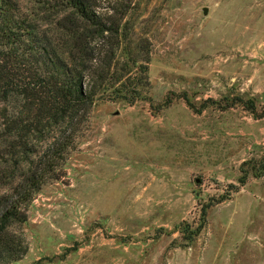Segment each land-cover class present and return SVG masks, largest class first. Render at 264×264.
I'll list each match as a JSON object with an SVG mask.
<instances>
[{
    "label": "rangeland",
    "instance_id": "rangeland-1",
    "mask_svg": "<svg viewBox=\"0 0 264 264\" xmlns=\"http://www.w3.org/2000/svg\"><path fill=\"white\" fill-rule=\"evenodd\" d=\"M124 20L147 88L95 101L7 264H264V0H132Z\"/></svg>",
    "mask_w": 264,
    "mask_h": 264
},
{
    "label": "trees",
    "instance_id": "trees-1",
    "mask_svg": "<svg viewBox=\"0 0 264 264\" xmlns=\"http://www.w3.org/2000/svg\"><path fill=\"white\" fill-rule=\"evenodd\" d=\"M38 2L39 19L0 0V264L25 253V206L57 179L95 101L132 104L147 88V59L127 50L132 0Z\"/></svg>",
    "mask_w": 264,
    "mask_h": 264
}]
</instances>
